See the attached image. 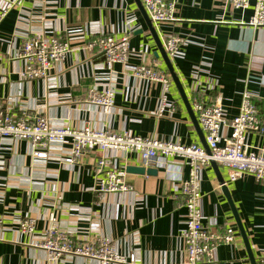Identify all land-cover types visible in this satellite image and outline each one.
<instances>
[{"label": "crops", "instance_id": "0c3cea01", "mask_svg": "<svg viewBox=\"0 0 264 264\" xmlns=\"http://www.w3.org/2000/svg\"><path fill=\"white\" fill-rule=\"evenodd\" d=\"M9 2L14 7L0 26V100L14 99L17 117L27 113L49 118L55 127L89 125L98 131L203 145L137 0H0V7ZM175 2L174 20L153 25L165 52L169 37L186 43L170 61L192 110L196 101L214 104L219 100L230 122L239 115L242 93L248 91L256 96L264 129V26H247L252 9H231L226 0ZM102 32L130 35L127 65L115 64L108 70L103 66L105 57L89 48ZM37 35L62 37L71 47L56 65L51 82H28L20 77L24 63L18 53ZM139 66L164 72L171 80L163 117H158L163 86L136 78L134 71ZM110 82L117 90L112 116L91 114L87 106L78 104L91 88L103 90ZM248 142L252 149H264V132L250 133ZM69 150L68 144L57 145L51 160H36L27 142L0 138V215L4 221L0 264H98L77 257L53 261L37 247L51 213L56 214L59 230L70 233L76 242L110 238L120 253L135 255L134 264L186 263L182 239L186 201L177 181L178 175L188 177L183 160L171 161L176 167L173 173L157 167L153 168L157 176L126 172L135 193L101 196L95 192L94 165L99 153L85 157L82 166H64L59 159L68 157ZM105 156L112 166L125 171L143 167L135 154L119 151ZM220 171L227 181V171ZM227 187L257 264L264 248V181L248 176ZM201 191L204 226L216 233L234 228L237 235L234 245L217 248L213 264H251L211 166L203 170ZM28 218L36 220L31 236L20 229V222Z\"/></svg>", "mask_w": 264, "mask_h": 264}, {"label": "built area", "instance_id": "2783aa9c", "mask_svg": "<svg viewBox=\"0 0 264 264\" xmlns=\"http://www.w3.org/2000/svg\"><path fill=\"white\" fill-rule=\"evenodd\" d=\"M149 19L154 25L174 20L175 0H141ZM234 10L252 9L253 15L247 24L249 27L264 26V0H226ZM14 3H5L0 7V26L13 9ZM91 41L89 48L105 57V66L112 70L115 64L127 65L130 57V35L120 37L100 33ZM179 37H169L166 41V53L174 59L185 46ZM71 52L69 43L59 36L37 35L27 40L18 59L24 63L20 77L24 81L44 80L51 82L56 65ZM134 75L138 79L163 86L158 117H163L168 107V94L171 87L170 78L152 67L139 66ZM117 90L112 82L99 90L91 88L83 101L78 104L87 106L91 114L105 117L113 115ZM256 96L244 91L241 97L240 112L230 122L220 101H196L193 110L205 136L210 155L198 145H180L158 140L154 137H136L127 132L115 133L105 129L98 131L87 125L82 129L55 127L49 118L23 113L17 117L14 113L16 101L0 100V138L29 144L31 155L36 160H51L57 145L68 144L69 156L59 159L64 166L81 165L85 157L99 153L100 158L94 165L96 172V190L99 195H125L135 193L127 181V173L111 165L106 154L119 152L139 157L144 168H165L173 173L176 169L171 161L183 160L188 169V177L177 176L182 195L185 197L186 216L182 239L186 248L185 264H213L216 251L221 244L234 245L237 242L236 230L228 228L224 233H216L204 226L202 173L206 167L215 162L228 173L225 185L235 184L251 176L257 182L264 181V149H252L248 142L250 133H263L264 129L255 105ZM199 100V99H198ZM229 130V131H228ZM228 131V134L226 133ZM102 155V156H101ZM48 228L43 241L37 245L46 251L53 261L66 257H77L98 262V264H134V254L120 253L113 240L107 237L76 242L70 233L59 230L57 217L51 213ZM4 226L0 215V232ZM24 235H34L36 220L24 219L20 222ZM257 264H264V248L260 252Z\"/></svg>", "mask_w": 264, "mask_h": 264}, {"label": "water", "instance_id": "95a60500", "mask_svg": "<svg viewBox=\"0 0 264 264\" xmlns=\"http://www.w3.org/2000/svg\"><path fill=\"white\" fill-rule=\"evenodd\" d=\"M137 3H138V6H139V9L146 21V24H147V27L154 39V41L156 42L157 46H158V49H159V53L160 55L162 56L167 68H168V71L170 73V77L172 78V81L173 83L175 84L176 88L178 89L182 99H183V102L185 104V107L191 117V120L193 122V125L195 126L198 134L200 135V138L202 140V143H203V148L206 150L207 154H211L210 153V150L206 144V141H205V136L203 135L202 131H201V127H200V124L197 120V117L196 115L194 114L193 110H192V107L190 106L189 104V101L187 99V96H186V93L184 91V89L182 88V85H181V82L179 81L176 73H175V70L173 68V65H172V62L170 61L168 55L166 54L164 48H163V45H162V42L160 41V38L158 37L157 35V32H156V29L153 25V23L151 22V20L149 19L145 9L143 8L140 0L138 1L137 0ZM211 167L213 168L214 172L216 173V176H217V179H218V183L220 186H222V192L224 193L226 199L228 200L229 202V205L231 206V209L233 211V214H234V217H235V220H236V223H237V226H238V229L240 231V235L246 245V248H247V251H248V254H249V258H250V261H251V264H256V261H255V258H254V255L252 253V249H251V246L248 242V237L245 233V230H244V227L242 226L241 222H240V218L238 216V213H237V210L234 206V203L232 201V198H231V195L229 193V188L225 185V179L220 171V167L215 163V162H212L211 163ZM126 172L128 174H137V175H147V176H157L158 174V171L155 170V169H152V168H149V169H146L144 167H140V166H131V167H127L126 168Z\"/></svg>", "mask_w": 264, "mask_h": 264}]
</instances>
